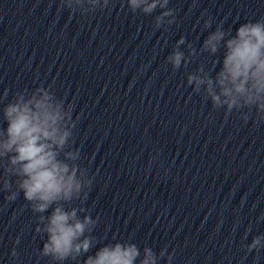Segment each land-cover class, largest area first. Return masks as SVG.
<instances>
[{
    "label": "clouds",
    "instance_id": "1",
    "mask_svg": "<svg viewBox=\"0 0 264 264\" xmlns=\"http://www.w3.org/2000/svg\"><path fill=\"white\" fill-rule=\"evenodd\" d=\"M132 13L151 15L157 8L154 28L170 26L176 21L175 9L169 0H126ZM59 0L58 11L87 17L97 11L110 10V0ZM212 28V18L204 21L203 29ZM165 30L167 28L165 27ZM185 44L181 37L167 56L173 71L187 66L196 50L191 44L189 56L180 50ZM223 49L222 58L218 56ZM201 52L213 59V68L203 65L187 75V85L196 94L210 100L213 109H223L225 116L233 112L248 123L264 124V18L241 24L233 35L223 23L209 31ZM220 65L212 75L213 69ZM13 98L0 109V191L8 193L5 200L13 202L22 193L32 212L38 214L37 233L46 236L40 255L55 264L77 261L85 256L99 240L92 235L97 222L81 205L88 199L94 175L81 162V152L74 147V132L79 116L73 115L74 105L58 97L51 85L14 92ZM7 96V92H5ZM6 124V127L4 125ZM47 213V215H46ZM103 244L94 255H87L83 264H158L162 258L169 264L173 254L167 247L157 254L152 247L141 251L137 243L116 240ZM264 236H256L247 250L264 247ZM19 241L17 240V243ZM13 256L16 252L13 251Z\"/></svg>",
    "mask_w": 264,
    "mask_h": 264
}]
</instances>
